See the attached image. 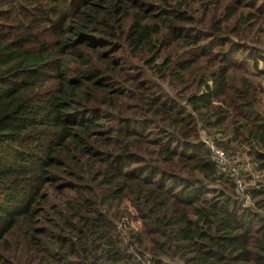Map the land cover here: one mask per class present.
I'll return each instance as SVG.
<instances>
[{
    "label": "trees",
    "instance_id": "1",
    "mask_svg": "<svg viewBox=\"0 0 264 264\" xmlns=\"http://www.w3.org/2000/svg\"><path fill=\"white\" fill-rule=\"evenodd\" d=\"M0 264H264V0H0Z\"/></svg>",
    "mask_w": 264,
    "mask_h": 264
},
{
    "label": "built area",
    "instance_id": "2",
    "mask_svg": "<svg viewBox=\"0 0 264 264\" xmlns=\"http://www.w3.org/2000/svg\"><path fill=\"white\" fill-rule=\"evenodd\" d=\"M211 150V159L216 165V168L220 173L228 171L230 176L233 178L235 183L236 191L240 194L241 197L247 201L248 197L244 194L245 183L240 177V173L236 166L233 164L232 156H229L222 149L216 148L211 143H206Z\"/></svg>",
    "mask_w": 264,
    "mask_h": 264
},
{
    "label": "rangeland",
    "instance_id": "3",
    "mask_svg": "<svg viewBox=\"0 0 264 264\" xmlns=\"http://www.w3.org/2000/svg\"><path fill=\"white\" fill-rule=\"evenodd\" d=\"M243 155V163H242V166L245 168V169H247V160L249 159L248 157H246V155H244V154H242ZM249 167V166H248Z\"/></svg>",
    "mask_w": 264,
    "mask_h": 264
}]
</instances>
